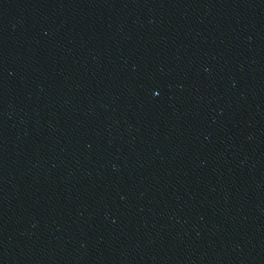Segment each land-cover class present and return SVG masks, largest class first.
I'll return each instance as SVG.
<instances>
[{
  "label": "water",
  "instance_id": "95a60500",
  "mask_svg": "<svg viewBox=\"0 0 264 264\" xmlns=\"http://www.w3.org/2000/svg\"><path fill=\"white\" fill-rule=\"evenodd\" d=\"M0 264H264V0H0Z\"/></svg>",
  "mask_w": 264,
  "mask_h": 264
}]
</instances>
